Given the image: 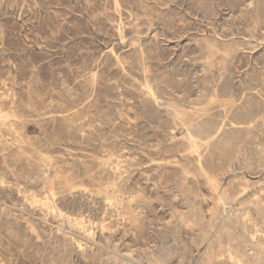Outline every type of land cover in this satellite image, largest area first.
I'll use <instances>...</instances> for the list:
<instances>
[{"label":"rangeland","instance_id":"1","mask_svg":"<svg viewBox=\"0 0 264 264\" xmlns=\"http://www.w3.org/2000/svg\"><path fill=\"white\" fill-rule=\"evenodd\" d=\"M0 120V264L264 259V0H0Z\"/></svg>","mask_w":264,"mask_h":264},{"label":"bare ground","instance_id":"2","mask_svg":"<svg viewBox=\"0 0 264 264\" xmlns=\"http://www.w3.org/2000/svg\"><path fill=\"white\" fill-rule=\"evenodd\" d=\"M218 91V90H217ZM229 99V98H228ZM203 110V109H202ZM227 113V112H226ZM230 113V112H229ZM246 113V112H245ZM250 113V112H249ZM223 114V113H222ZM231 114H233V112L231 113ZM236 114V113H235ZM214 116V115H213ZM230 116V115H229ZM209 117V116H208ZM243 117V116H242ZM244 117H246V116H244ZM230 118V117H229ZM232 118V117H231ZM230 118V119H231ZM234 118V117H233ZM236 118H237V116H236ZM247 118V117H246ZM225 119V118H224ZM239 119V118H238ZM248 119V118H247ZM249 119H251V118H249ZM241 120V119H240ZM244 119L242 118V121H243ZM1 121V120H0ZM178 121V120H177ZM226 121V120H225ZM251 121H253V120H251ZM235 123L237 122V121H234ZM2 123V122H1ZM217 123V122H216ZM229 123V122H228ZM245 123V122H244ZM178 124H179V122H178ZM180 125H182V124H180ZM217 125V124H216ZM229 125L231 126V124L229 123ZM229 125H228V127H229ZM189 126V125H188ZM224 125H221V127H215V128H213V129H208L207 131L205 130V132L203 133L202 132V134H200L201 135V137H203L206 141H209V140H211L213 137H215L216 135H218L221 131H224V130H222V127H223ZM211 127V126H210ZM224 128H226V127H224ZM232 128V127H231ZM236 128V127H235ZM239 128V127H238ZM185 129V128H184ZM228 129V128H227ZM234 129V128H233ZM226 130V129H225ZM236 130V129H235ZM230 131V130H229ZM228 131V133H231V131L229 132ZM234 133V132H233ZM198 134V133H197ZM223 134V133H222ZM221 134V135H222ZM225 134V133H224ZM232 134V133H231ZM187 135V134H186ZM233 135V134H232ZM188 136H189V138L192 140V149L194 150V151H197V148H198V144H197V142H196V139L193 137V132H191V131H188ZM227 136V135H226ZM199 137V136H198ZM224 137V136H223ZM222 137V139H224ZM230 137H231V135H230ZM228 138V137H227ZM227 138H226V140H227ZM231 139V138H230ZM218 140V139H217ZM231 140H233V139H231ZM221 141V140H220ZM222 142V141H221ZM212 143H213V141H212ZM211 143V144H212ZM216 143V142H215ZM222 143H227V141H225V142H222ZM217 144V143H216ZM215 144V145H216ZM225 144H224V147H226L225 146ZM228 144H229V141H228ZM227 144V145H228ZM223 145V144H222ZM221 145V146H222ZM230 145V144H229ZM228 145V146H229ZM217 147V146H216ZM192 151V150H191ZM199 157L200 156H198V159H199ZM199 167L201 168V170H203V166H202V163H201V160L199 159ZM222 191V190H221ZM216 192V191H215ZM215 196V195H214ZM222 203H224V200L222 199ZM221 203V202H220ZM240 203V202H239ZM224 204H222V206H223ZM255 210V209H254ZM230 212V211H229ZM240 217V216H239ZM249 218V217H248ZM241 219V218H240ZM245 219H246V217H245ZM224 221H227L226 219L224 220ZM239 221V220H238ZM247 221V220H246ZM256 221V220H255ZM221 222H223V221H221ZM248 222V221H247ZM246 222V223H247ZM252 222H254V221H252ZM228 223V222H227ZM238 223V222H237ZM240 223H241V221H240ZM257 223V222H256ZM223 224V223H222ZM231 224V223H230ZM249 224H250V222H249ZM227 225V224H226ZM219 226V225H218ZM221 226V225H220ZM228 226H230V225H228ZM234 226V225H233ZM241 226V225H240ZM246 226H247V224H246ZM248 226H250V225H248ZM259 226V225H258ZM257 226V227H258ZM253 228H254V226H252ZM231 228V227H230ZM244 228H247V227H245V225H244ZM243 228V229H244ZM250 228V227H249ZM248 228V229H249ZM259 228V227H258ZM213 229V228H212ZM234 229V228H233ZM247 229V230H248ZM226 230V229H225ZM242 230V229H241ZM246 230V231H247ZM250 230V229H249ZM252 231V230H251ZM257 231V230H256ZM255 231V232H256ZM228 232V231H227ZM242 232V231H241ZM245 232V231H244ZM253 232V234H255L254 233V231H252ZM247 233V232H246ZM248 233H250V231H248ZM257 233V232H256ZM258 234V233H257ZM261 234V233H260ZM250 236H253V235H250ZM261 236V235H260ZM257 237H258V235H257ZM238 240V239H237ZM250 241H252V240H250ZM222 242V241H221ZM63 243V242H62ZM246 244V243H245ZM264 245V244H263ZM255 246H257V245H255ZM215 247V246H214ZM248 247V246H247ZM250 247V246H249ZM249 249H251V248H249ZM255 249V248H254ZM256 250V249H255ZM256 251H258V250H256ZM262 252V251H261ZM229 255H230V257H231V254L229 253ZM264 255V254H263ZM232 259V258H231ZM247 259V258H246ZM221 260V259H220ZM231 261V260H230ZM229 262V261H228ZM231 263V262H230ZM237 263L238 264H240V261L238 260L237 261ZM259 264H264V259H262V261H260V263Z\"/></svg>","mask_w":264,"mask_h":264}]
</instances>
